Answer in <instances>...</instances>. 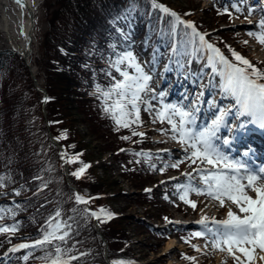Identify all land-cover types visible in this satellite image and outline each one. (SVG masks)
<instances>
[{
  "label": "snow or ice",
  "instance_id": "obj_1",
  "mask_svg": "<svg viewBox=\"0 0 264 264\" xmlns=\"http://www.w3.org/2000/svg\"><path fill=\"white\" fill-rule=\"evenodd\" d=\"M15 2L23 6V0H15ZM242 3L243 0H240V4ZM240 4H233L231 7L236 13L243 14L245 9ZM150 5L154 11L158 10L163 16L170 18L173 33L183 26L184 35L190 37L189 42L194 45L195 51L203 49L210 53L207 56V63L212 68V75L220 77L218 84L220 93L232 97L234 103L229 106H219L213 100L210 103L215 109L212 118L200 125L201 106L205 103L203 92L194 93L191 97L185 94L181 101L165 103L164 100L169 93L151 87L150 82L153 79L151 70L145 72L143 65L131 50L117 51L114 45H109L111 54L106 59L108 70H102L109 78V83L107 86L95 84L94 95L101 102L103 113L113 121L116 130L129 129L134 125L142 124L140 116L142 106L144 111L153 115V123L157 120L160 123L166 122L169 127L160 131L179 144L178 151L182 152V156H178L174 161L157 170L163 172L165 167L179 169L184 163L191 168V171L181 172V176L186 178V183H176L174 195L193 211L197 209V202L189 198L191 193L204 196L206 201L217 202L213 206L226 209L225 219L218 220L215 217L201 215V218L195 222L199 227L190 232L189 238H201L204 243L202 246L192 245L194 250L204 254L209 251L226 253L233 259V264H254V253L264 261V165L251 166L250 157L255 153V147L251 144L240 150V158H234L224 151V148L233 149L240 142L241 137L247 136L249 124L264 130V68H258L230 47L229 51L234 59L229 60L219 48L208 43L205 39L207 34L197 31L193 22L184 20L180 14L159 3L158 0H150ZM252 11L253 8L249 6L247 8L249 16ZM223 12L232 15L228 8H224ZM245 19L247 20L248 16H245ZM258 28L259 33L250 30L247 34L264 45V18L258 21ZM188 29L191 30L190 33L186 31ZM124 39L127 40L128 36L125 35ZM244 43L248 42L244 41ZM233 110L236 114L235 122L228 119ZM241 117H248L249 120L240 119ZM222 131L227 134L221 135ZM131 135L143 138L146 134L133 130ZM62 138L66 139V134L54 137L57 141ZM130 138L121 137L123 140ZM121 151L125 150L121 149ZM163 151L171 155L170 150ZM80 155L76 153L69 155L64 150L60 152L63 164L79 165L70 173L77 179H80L90 167L79 159ZM135 155L145 156L144 162L149 163L150 168H155L150 162L151 154L141 152ZM32 179L40 181L34 195L46 189L50 183L40 175L33 176ZM169 179L178 180V177ZM10 182L9 176L0 175V196L7 195L2 190ZM146 191L150 192L151 189ZM13 194L19 196L20 191L13 189ZM168 198L166 195L165 199ZM91 199L92 197L80 193L74 194L77 205H88ZM208 206V203H205L204 208L200 209L201 213H204ZM19 207V204H15L14 207H0V235L5 236L8 243L12 242V238L20 230V222L15 220L16 209ZM71 211L74 214L77 212L76 209ZM82 213L85 217L95 218L98 223H105L106 219H111L114 215L104 208H100L98 213L85 207ZM9 216L14 222L2 223ZM164 219L168 223H179L170 221L167 217ZM76 225L75 215L65 218L62 209L57 207L41 226L37 239L23 238L22 242L13 244L8 252H22L19 259L25 264L37 250L44 251V256L37 258L44 260L45 264H79L82 257L88 253L79 251L77 248L79 241L69 244L74 234H79ZM8 252H5L4 256H7ZM184 258L197 260L192 256ZM0 264H3L2 260ZM110 264H132V262L117 258Z\"/></svg>",
  "mask_w": 264,
  "mask_h": 264
},
{
  "label": "trees",
  "instance_id": "obj_2",
  "mask_svg": "<svg viewBox=\"0 0 264 264\" xmlns=\"http://www.w3.org/2000/svg\"><path fill=\"white\" fill-rule=\"evenodd\" d=\"M193 1L186 0L184 5H174L167 0H158L159 3L166 5L183 17H192L194 14L197 7L193 6ZM200 10L205 13V17H197L196 24L204 30L213 29V26H216L214 21L222 16V13L215 11L214 8H200ZM185 13H190V15H185ZM206 17L211 19L205 20ZM223 20L226 21L225 18ZM169 21V17L163 16L158 10L154 11L151 8L150 0L60 1L58 8L50 15L48 20L49 30L44 41L40 43L42 53L39 58L35 59L38 71L43 74V88L48 95V100L44 104V95L33 85L29 68L23 56L10 48L0 49V129H2V132L0 131V175L11 178V182L2 190L7 195L0 196V207L20 205L16 209L15 216V220L20 222V230L12 238L11 243L23 238L37 239L41 224L48 219L57 207L62 209L65 218L74 214L71 210L75 209L76 206L80 207L81 212L86 207L84 204L66 207L68 201H61L62 196L60 198L54 188L50 190L52 177L50 175L51 171H48L50 169L49 159L52 156L56 155V160L61 164L63 163L60 158L62 150L69 155L74 153L83 154V152L78 151L82 148L80 146L83 139L82 135L78 133L75 125H73L75 115L78 112L77 107L87 115L86 118L95 127L94 131H97V127L100 126H105L107 132L108 130L115 131L116 136L113 142L116 141L117 146L114 148L116 152L112 153L115 160L111 164L115 162L119 166L122 175H127V179L136 188H142L148 182V179L141 175V170L138 168L139 163L135 162L144 158L143 155H135V153L141 152L130 148L124 149L125 151L118 150L122 145H128L130 140L136 137L129 133L139 125H134L129 129L120 128L116 130L113 121L103 113L101 102L97 97L90 93L88 95L83 89L78 91L81 83L76 78L80 75L86 80L91 79L101 86H107L109 78L105 76L104 71L102 73L98 72L92 66L95 57L92 55H96L97 50L102 49L106 51L104 57L107 59L111 54L109 45H113V39L118 36L123 37L124 32H129L131 28H145L142 31V38L149 41L155 39L162 49H167V45L175 40L177 54L190 51L194 45L189 42L190 37L184 35L183 26H180L177 32L173 33ZM186 31L191 32L190 29ZM224 35L218 29L210 33V37L217 39L219 45L226 51L230 52V47L239 53L236 48L229 45ZM81 46H84L82 51L80 50ZM201 51L202 49L195 52L199 54ZM230 55L232 56L231 52ZM106 70L108 69L106 68ZM85 81L82 83L83 86ZM72 95L76 96L74 100L71 98ZM44 109L47 110L45 118L42 114ZM62 134H66V139L62 138L59 141L54 139V137ZM48 135L54 140L52 145L47 138ZM122 136L131 138L123 140L121 139ZM72 145L75 147H71ZM134 163H136L135 167L133 166ZM74 167L76 165L71 166L70 173ZM37 175L42 176L44 180L50 181V183L46 189L34 195L40 181H34L32 177ZM148 178L152 180L151 177ZM104 179L94 176L90 184H84L83 180H78L83 183H75V186L70 189L71 202L75 203L74 194L76 191L84 196L100 193L104 188L101 186H105V184L100 187L98 184ZM13 189L19 190L20 195H12ZM33 190L35 192H32ZM49 191L55 200L42 198V193L46 194ZM91 191L95 192L91 193ZM138 195L137 201L140 204L149 203L151 207L156 206L157 201L154 195L150 193H139ZM89 206L100 209L91 204ZM146 212L148 216L153 215L149 213V209ZM74 215L78 218L76 214ZM82 218H87L88 222L94 223L85 226L86 231L94 234L92 236L96 240V245H94L96 254L92 259L94 252L80 247V245H86L85 241L88 233H84L83 228L85 227L77 223L79 234H74L73 240L69 241V244L79 241L77 244L79 251L88 253V255L82 257L79 264H110L113 259L117 258H123L132 262V264H138L137 260H134L133 248L130 245L131 240L125 233L126 228L122 224L123 217L121 214L106 219L105 223H98L92 218L85 217L83 213ZM13 222L10 216L2 221L5 224ZM138 222L145 232H150L142 218ZM105 224H107V227ZM1 239L2 244H10L5 236L1 235ZM101 242L105 243L107 248H111L107 249L108 258L101 256L99 245ZM161 243L159 241V243L151 245L159 247L158 245ZM22 254V252L13 253L12 264H25L23 260L19 259ZM44 254L43 250H37L34 256L27 261V264L45 262L37 258L44 256Z\"/></svg>",
  "mask_w": 264,
  "mask_h": 264
},
{
  "label": "rangeland",
  "instance_id": "obj_3",
  "mask_svg": "<svg viewBox=\"0 0 264 264\" xmlns=\"http://www.w3.org/2000/svg\"><path fill=\"white\" fill-rule=\"evenodd\" d=\"M34 1H35L34 22L30 30V34L31 35L33 34L32 52L24 59L29 68L33 85L41 94H43V91L41 90V88H43V77H42L43 74H41L38 71V67L35 59L39 58L42 53L40 43L44 41L45 35L49 30L48 20L50 18V15L55 9L58 8L59 3L62 0H34ZM167 1H170L174 5L175 4L184 5L186 2V0H177V1L167 0ZM234 1L238 2V0H234ZM243 1L246 2V4L252 5L254 4L255 0H243ZM238 4H240V2ZM213 5H219L222 9L228 8L229 12L232 13V15L231 16L229 15L228 18L229 23H225L226 21H222V19L219 18H217L216 21H214L217 27L218 26L221 28L224 27L223 28L224 30H221V32L225 34L224 36L227 38L228 42L235 45L237 42L234 41L235 38L229 35V33L236 34V36L240 38L238 44H242L243 49L245 50L242 51L247 53L251 60H259L264 65V45H261L255 37L249 36L247 34L248 31L250 30L252 31V29L250 27H247L248 25L246 24H249L248 21H251L253 16V14H251L250 16L248 15L247 12L248 7L242 6L240 4V6L245 9L243 14H240V13H236L235 10L231 7L233 3H231L229 0H194L193 6L197 7L194 15L197 17H202V16L205 17V13L201 12L200 8L202 7L210 8L213 7ZM245 16H248L247 20L245 19ZM209 18L210 17H206L205 20ZM1 19L2 17L0 12V21ZM144 29L145 28H141V27L138 29L131 28L129 32H124V36L125 35L128 36L127 40H125L123 36V37H117L112 42H114V44L118 46L120 49L122 48L126 49L133 46V48L136 49L137 57L143 58L142 61H140V63L143 65L145 72H149L151 70L150 74L153 76V79L150 82L151 87L155 88L157 91L161 89L167 91L166 86L164 88L159 86V78L156 77L154 78V74H156V71H160L161 69L159 67L160 59H158L160 58L158 57V54L160 55V51L157 49L158 47H156V44L153 45L152 41L148 42L147 40L142 39V35H143L142 31H144ZM122 39H124L125 42H127L126 46L123 45ZM244 41H247L248 43L245 44ZM151 45L153 47L148 51L147 49L149 48V46L151 47ZM12 47H13V43L10 42V39L6 36V33L0 31V49H9V48L11 49ZM83 49L84 46H81L80 50L82 51ZM105 52L106 51L102 49H98L96 55H92L95 56L92 62V66L95 69H97L98 72L101 73L102 70H105L107 68L106 58L104 57ZM207 66L208 63L206 60H204L199 63L187 64L186 67L184 66V63H182L180 65H177L176 68L184 69L186 73L190 72L191 75L198 76L197 80L199 79L200 84L204 85L205 87L208 85V83L214 84V81L218 80L217 84H215V88H218L220 77L213 76L212 74L210 75L209 71H207L208 70ZM170 68L173 70V65L170 66ZM162 70H164V68H162ZM76 79L81 83V87L78 88V91H81V89H83V91L85 93H88V95L89 93L95 92L94 85L99 84L98 82H95L94 80L92 81L91 79L86 80V78L80 75H78ZM83 81H85L84 86L82 85ZM168 86L169 84L167 85V88ZM196 91H199V88H197L195 92ZM71 98L74 100L76 96L72 95ZM172 102L175 103L174 100H172ZM44 103H46L45 100L43 101V104ZM77 109L78 112L75 115L73 125H75V128L77 129L78 133L82 135L83 138L80 144L82 148L78 150L83 152V154H81L79 159L84 163L89 164L90 167L86 169V171L84 172V174L81 176L80 179H77L75 177L70 176V169L72 165H76V167H74L73 169V171H75L79 167L78 164H72V165H65L63 163L61 164L56 160V155L52 156L49 159V166L51 169L50 175L52 177L51 189L54 188L56 194L60 196V198L62 196L61 201L63 200L68 201L66 207L76 205V203H73V201L71 202L70 189L75 186V183L80 182L78 180H83L84 184H90V181L94 176L105 178L104 181H101V183L98 184L99 187L102 184H105V186H101L104 187L102 188L101 192L86 197H92L89 204L95 207L107 209L109 212L114 214L113 217L120 216V214L122 215L123 217L122 224L126 228L125 233L128 235V237L131 240L130 245L133 248V255L135 257L134 260L135 261L137 260L138 264H167L169 263L168 260L170 259H172V261L173 260L176 261L177 264H225V262L226 264H233V260L229 261L228 257H226L225 259L222 254H219L222 255L221 263H219V261L215 258L214 254H210L211 252L207 254L197 253L195 256L193 254H188V252H185L184 255H186V257L192 256L197 258L196 261L188 260L178 254L180 250L177 249L176 247L180 248L179 243L172 238L166 241L164 240V244L162 243L159 244L158 245L159 247H153V245L159 243L160 240H158L155 237L148 238V234L139 225L138 220L144 218V220L149 224L148 226H150L154 231L162 230L160 232L169 233L171 236H173L172 234L174 232H178L179 230H183V231L188 230V227H184L178 224L179 225L178 228L173 223H168L167 221H165L162 224L160 223L162 222L160 215H168L172 219H176L177 221H179V223L184 224V221H186V217H189L190 219H194L196 216H198L201 213L200 209L204 208L205 203L208 204L210 203L209 201L205 202L203 196H196L194 193L190 194L189 198L197 202V209L193 211L190 207H188L182 201H180L177 195H174V193L176 192L174 185L178 182L186 183L183 180V178L185 177L181 176V172L190 171L191 168L188 167L187 163L181 164L179 169H172L165 167V170L163 172L157 170L161 167H164L166 164L174 161L178 156H182V152L178 151V149L180 148L179 144L178 143L176 144L174 141H172L169 138V136L164 135L160 131L161 129H166L169 127L166 122L160 123V121L157 120L156 123H153L152 122L153 115L150 114L149 112L144 111L142 106L141 112L147 117L146 130L148 131L151 130L152 134L156 135L151 137L152 140H154L155 138L163 139L162 141L163 145L161 149L167 147L168 150H170L171 152L170 156L162 152L156 153L155 157H153V160L150 161L153 165H155V168H150L149 163H146L148 169L153 171L152 172L154 175L153 181L156 180V182L153 183V186L157 185L158 190H161V194L163 195L160 196V193L158 192V190H156V192L159 193L158 207L157 208L153 207V209H150L149 211L152 210L153 216H148L147 212L145 211L146 209V207H144L145 204L144 203L140 204L137 201V197L139 196L138 193L141 191V189L134 187L130 183V180L127 179V175H122L119 166L115 164V162L111 164V162L115 160L114 157H112V153L115 152L114 148L115 146H117V142L116 141L113 142V140L115 139L114 137L116 136L115 131L108 130L107 132L106 131L107 128L105 126L97 127L98 130L94 131L95 127H93L91 125V121L86 118L87 115H85L80 108L77 107ZM42 114H43V118H45L47 116V110L44 109ZM0 131L2 132V129H0ZM47 138L49 139L50 144L52 145L54 140L49 135L47 136ZM151 149L153 150L155 148H151ZM67 166L69 167V169ZM92 168L94 169L92 170ZM143 168L144 165L141 166V169ZM172 175H176L178 177V180L166 181V178L171 177ZM161 181H165L164 186L163 184L160 185ZM32 192L35 191L33 190ZM92 192L95 191H91V193ZM76 193H78V191H76ZM166 195L169 197L168 199H165ZM89 204L86 205V207L90 208L93 211H97L99 213L98 208H91ZM75 209L77 210L75 214L78 216V218H76L77 223L80 224V226L85 227L83 228L84 233H88L86 237V241L84 240L86 245H80V247H83L85 250L90 249L91 251H93L94 254L92 259H94L96 254V247L94 246L96 245V240L92 236L94 234H91L88 231H86V226H85L94 223L88 222L87 218L85 219L82 218V212L80 210V207L76 206ZM206 212L209 213L210 215H215L214 213L216 212V216L218 217L220 215L222 216L226 215V209L221 208L220 211L218 212V207L211 209L206 208L204 213ZM96 225L99 227L98 224ZM105 226L107 227V224H105ZM158 226H162V228H157ZM189 228L192 230L197 229V228H193L191 225H189ZM186 237H188L187 240L201 239L195 237L189 238L190 234H187ZM201 240L203 245L204 241L203 239ZM169 241L173 242V247L169 248V250L166 251L165 247ZM99 245H100V252L102 254L101 256L103 258L105 257L108 258L107 249H111V248H107L105 243L102 242L99 243ZM5 250L7 249H3L0 251V260L3 261V264H8L7 262L8 258L7 256H4V253L7 252ZM109 253H111V251H109ZM164 253L165 255H163ZM176 255L181 260H176L175 257Z\"/></svg>",
  "mask_w": 264,
  "mask_h": 264
},
{
  "label": "bare ground",
  "instance_id": "obj_4",
  "mask_svg": "<svg viewBox=\"0 0 264 264\" xmlns=\"http://www.w3.org/2000/svg\"><path fill=\"white\" fill-rule=\"evenodd\" d=\"M34 10H35V1L34 0H23V6L18 5L15 2V0H0V12H1V17H2V19L0 21V31H3L6 33V36L10 39V42L13 43L14 47L20 49L23 52L28 50L29 54L32 52L33 34L32 35L30 34V30H31V27L33 26V22H34V14H35ZM32 14H33V16H32ZM32 18H33V21H31ZM181 72H182V70H181ZM173 73H174L173 74V81L174 80L177 81L179 76H180V72L178 70L177 71L173 70ZM166 81H167V73H166V76L164 75V77L161 81V85H164ZM184 82L187 83L185 80H184ZM212 91H213V88H210V93ZM170 95H176L174 89L171 90ZM206 104H207V100L205 101L204 104H202L201 107H205ZM212 111H213V109H212V107H210L209 109H207V112L205 114L211 113ZM205 114H203V115H205ZM164 150H166V149H164ZM163 153L167 154L165 151H163ZM50 190H51V187H50ZM42 198L47 199V200H55L51 196L50 191L46 194L42 193ZM203 199L205 200V202H207L205 197H203ZM214 204H217V202H214V201L210 202L208 204L209 206L207 207V209L218 207V206H213ZM220 209L221 208L218 207V210H220ZM214 214L216 215V213H214ZM201 215H207L208 217L214 216V215H210L207 212L202 213ZM201 215L199 216V219L201 218ZM214 217L217 218V216H214ZM172 246H173V242L169 241L166 244L165 248L167 250V249L171 248ZM214 256L219 261V263H221L222 255L215 253ZM253 256H254V264H264V261H261L259 259V256L256 255V253H254ZM168 262L169 263H167V264H177L176 261H174V260L172 261V259L168 260Z\"/></svg>",
  "mask_w": 264,
  "mask_h": 264
},
{
  "label": "water",
  "instance_id": "obj_5",
  "mask_svg": "<svg viewBox=\"0 0 264 264\" xmlns=\"http://www.w3.org/2000/svg\"><path fill=\"white\" fill-rule=\"evenodd\" d=\"M32 16H33V14H32ZM31 21H33V18H32ZM28 42H29V41H28ZM18 50H19V49H18ZM19 52L23 55L24 58H26V57L29 55V51H28V50L25 51V52L19 50ZM33 78H34V76H33ZM34 81H35V80H34ZM41 90L43 91V94H44L45 98H47V94H46L45 89L41 88Z\"/></svg>",
  "mask_w": 264,
  "mask_h": 264
}]
</instances>
